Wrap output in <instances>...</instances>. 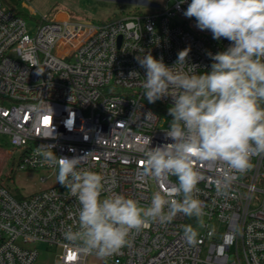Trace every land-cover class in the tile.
<instances>
[{"label": "built area", "instance_id": "built-area-1", "mask_svg": "<svg viewBox=\"0 0 264 264\" xmlns=\"http://www.w3.org/2000/svg\"><path fill=\"white\" fill-rule=\"evenodd\" d=\"M190 2L134 6L102 24L67 16L41 20L31 33L26 18L0 0V134L20 151L18 170L46 169L42 180L57 176L58 169L36 155L38 146L52 145L57 157L85 156L79 167L105 177L102 198L120 194L147 207L155 192L178 184L175 176L142 174L147 149L172 143L165 131L173 101L147 102L146 69L137 57L151 53L174 67L187 49L183 71H211L208 53L231 42L213 39L194 17H185ZM251 164L238 173L220 161H195L203 226L183 214L166 224L150 222L100 264H264V155ZM79 207L59 183L27 197L0 185V264H35L40 242L60 249L65 264H86L96 255L65 237L78 228ZM186 225L198 232L194 244L185 239Z\"/></svg>", "mask_w": 264, "mask_h": 264}, {"label": "clouds", "instance_id": "clouds-1", "mask_svg": "<svg viewBox=\"0 0 264 264\" xmlns=\"http://www.w3.org/2000/svg\"><path fill=\"white\" fill-rule=\"evenodd\" d=\"M183 15L194 17L199 30L210 31L216 40L227 39L231 46L208 53L211 71L202 74L194 66L183 71L187 49L178 54L180 71L151 53L137 57L146 69L142 87L147 102L164 97L173 101L165 131L172 143L147 149L142 174L175 176L178 184L165 193L155 192L147 207L120 194L102 198L107 181L102 174L79 167L85 156L57 157L52 145L36 148L45 164L58 169V183L79 202L78 228H69L65 237L85 254L106 258L128 243L132 231L150 222L169 223L178 214L196 217L203 226L205 206L197 198L201 175L194 162L220 161L230 171L245 173L253 156L264 155V0H191ZM184 236L194 244L198 232L186 225Z\"/></svg>", "mask_w": 264, "mask_h": 264}, {"label": "rangeland", "instance_id": "rangeland-1", "mask_svg": "<svg viewBox=\"0 0 264 264\" xmlns=\"http://www.w3.org/2000/svg\"><path fill=\"white\" fill-rule=\"evenodd\" d=\"M11 0L8 6L26 13L25 17L30 32H34L37 22L52 21L60 17H70L73 20H91L97 24L116 20L125 15L134 6L147 10L148 5L158 4L161 7L172 4V0ZM25 2L28 7L22 6ZM31 11H34L32 14ZM66 11L68 14H59ZM45 18V20H44ZM168 122V120H167ZM20 151L9 142L7 135L0 134V185L9 189L17 197H27L39 191L58 185L57 176L53 175L42 180L49 174L46 169L18 170L17 162ZM12 169H15L14 171ZM37 248L43 251L60 253V249L45 243H37Z\"/></svg>", "mask_w": 264, "mask_h": 264}, {"label": "crops", "instance_id": "crops-1", "mask_svg": "<svg viewBox=\"0 0 264 264\" xmlns=\"http://www.w3.org/2000/svg\"><path fill=\"white\" fill-rule=\"evenodd\" d=\"M10 1L11 0H5L6 3L12 5ZM15 1L17 2L18 0H15ZM22 6L28 7V5L25 2H22ZM31 13L33 14L34 11H31ZM59 14L67 15L68 13L66 11H61L59 12ZM100 263H101V260L99 257L91 256L87 260L86 264H100ZM35 264H65V263L62 262L60 253L58 252L56 253L54 251L48 250V251H43V252L40 251Z\"/></svg>", "mask_w": 264, "mask_h": 264}, {"label": "trees", "instance_id": "trees-1", "mask_svg": "<svg viewBox=\"0 0 264 264\" xmlns=\"http://www.w3.org/2000/svg\"><path fill=\"white\" fill-rule=\"evenodd\" d=\"M12 7H13V6H12ZM14 9H15L19 14H21L22 16H24V17H27V16H28L26 13H24V12H22V11L16 9V8H14ZM156 109L159 110L158 107H156ZM192 219H194V218L192 217Z\"/></svg>", "mask_w": 264, "mask_h": 264}]
</instances>
